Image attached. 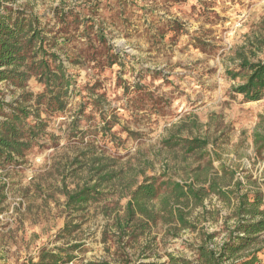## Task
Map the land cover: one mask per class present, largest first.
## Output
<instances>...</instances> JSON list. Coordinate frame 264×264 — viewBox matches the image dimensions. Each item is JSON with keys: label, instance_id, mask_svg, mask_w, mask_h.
I'll return each mask as SVG.
<instances>
[{"label": "rangeland", "instance_id": "374dc122", "mask_svg": "<svg viewBox=\"0 0 264 264\" xmlns=\"http://www.w3.org/2000/svg\"><path fill=\"white\" fill-rule=\"evenodd\" d=\"M6 4L25 7L44 23H54L55 12L69 9L103 21L106 38L122 60L102 71L86 60L69 63L77 91L70 95L67 111L50 120L49 136L43 140L47 145L35 148L22 166L0 169V183L6 185L0 206V264H26L43 245L71 244H80L74 264H117L122 252L118 241L130 264L158 256L164 261L167 252L192 257L190 245L200 242L202 231H220L224 216L229 226L234 224L235 194L264 190V98L245 102L242 95L235 96L232 87L242 79L227 74L244 59L264 61V0ZM74 26L72 41L55 48L63 59L81 55L87 41L74 34ZM27 90L37 93L42 86L33 78ZM20 92L0 83V98L6 101ZM88 98L99 102L88 104ZM172 137L206 140L208 145L193 153L182 145H167ZM198 167L209 168L234 193L225 204L215 195L206 199L208 210L220 212L216 219L198 217L195 231L160 221L137 240L127 234L118 238L116 222L137 185L153 176L188 181ZM222 168L225 176H217ZM107 173L113 179L97 188L103 192L98 200L77 212L68 208V192L95 185ZM66 223L75 228L61 237ZM222 237L220 233L216 241ZM258 244L264 246V233Z\"/></svg>", "mask_w": 264, "mask_h": 264}, {"label": "trees", "instance_id": "16d2710c", "mask_svg": "<svg viewBox=\"0 0 264 264\" xmlns=\"http://www.w3.org/2000/svg\"><path fill=\"white\" fill-rule=\"evenodd\" d=\"M6 1L8 0H0V83L21 92L10 101H6L5 97L0 98V169L3 171L9 167L22 166L35 148L47 145L43 140L49 136L47 129L50 120L67 111L69 97L77 91L76 79L70 72L71 66L83 64L86 60L85 62L98 66L99 71H102L122 60L119 51L106 38L103 21L95 22L69 9L55 12L52 18L54 23H44L40 16L25 7H14L6 4ZM68 18H71L69 22ZM73 23L76 26L74 34L78 32L87 41L81 55L63 59L55 48L72 41L70 27ZM56 26L60 27L55 30ZM80 27L82 29L79 30ZM236 69L227 71L232 79H242L241 83L232 87L234 95H242L245 102L263 99L264 61L244 59ZM33 78L42 86V90L37 93L27 90L29 81ZM102 95L103 93L99 97ZM161 99L162 97H157V100ZM88 100V104L99 102L91 98ZM87 107H80V113ZM165 143L170 146L182 145L193 153L205 150L208 145L206 140L176 137ZM208 164L212 165L213 160H208ZM217 176L224 177L225 168L218 170ZM112 179L113 176L107 173L99 176L100 182L95 185H85L73 193L68 192L66 205L75 212L80 211L90 201L98 200L103 192L97 188ZM238 185L240 188V182ZM5 188L6 185L0 183V206L5 201ZM211 195L225 204V200H233L234 193L225 188V183L212 177L207 167L192 169L188 181L171 177H150L131 191L124 215L116 222L118 238L127 234L137 240L160 221L170 224L173 229L195 231L199 227L196 220L216 219V214L220 213L208 210L205 201ZM234 196V224L229 226L224 216L220 231H202L200 242L190 245L192 257L167 252L164 261L158 256L137 264H263L264 246L259 245L258 241L264 233V190ZM74 228L75 226L66 223L59 231V236L70 235ZM220 233H223V237L218 242L216 238ZM173 235L178 236V233ZM152 240L155 241L156 237ZM118 244L122 252L117 264H130L129 253L123 250L119 241ZM79 248L80 244L68 247L43 245L35 256L28 257L26 264H74L77 260L74 252ZM147 256L144 257H151ZM87 264L112 263L88 261Z\"/></svg>", "mask_w": 264, "mask_h": 264}]
</instances>
